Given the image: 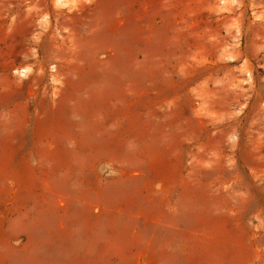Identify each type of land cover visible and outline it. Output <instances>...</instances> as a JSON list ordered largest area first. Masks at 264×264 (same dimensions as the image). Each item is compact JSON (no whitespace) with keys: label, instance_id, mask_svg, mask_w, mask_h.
Returning <instances> with one entry per match:
<instances>
[{"label":"rangeland","instance_id":"1","mask_svg":"<svg viewBox=\"0 0 264 264\" xmlns=\"http://www.w3.org/2000/svg\"><path fill=\"white\" fill-rule=\"evenodd\" d=\"M0 264H264V0H0Z\"/></svg>","mask_w":264,"mask_h":264},{"label":"bare ground","instance_id":"2","mask_svg":"<svg viewBox=\"0 0 264 264\" xmlns=\"http://www.w3.org/2000/svg\"><path fill=\"white\" fill-rule=\"evenodd\" d=\"M19 73L23 74V73H24V71H23V70H19Z\"/></svg>","mask_w":264,"mask_h":264}]
</instances>
